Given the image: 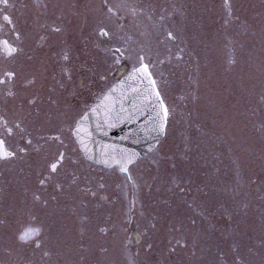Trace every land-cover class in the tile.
Instances as JSON below:
<instances>
[{"label": "rangeland", "instance_id": "1", "mask_svg": "<svg viewBox=\"0 0 264 264\" xmlns=\"http://www.w3.org/2000/svg\"><path fill=\"white\" fill-rule=\"evenodd\" d=\"M30 2L40 8L32 19L45 13L58 19V60L67 54L76 66L59 72L61 79L91 81L95 103L142 49H151L146 62L173 111L157 150L130 166L133 182L118 170L65 161L55 178L62 191L37 181L58 154L57 142L41 137L54 134L61 119L56 113L24 122L12 143L27 153L0 161V264H264V0H228L231 16L224 0ZM105 4L118 16L109 17ZM161 17L175 43H157ZM100 23L110 38L99 36ZM68 28L77 49L66 45ZM116 47L122 56L102 50ZM50 64L30 79H51ZM5 89L0 86V106L7 115ZM32 215L44 229L40 248L16 235Z\"/></svg>", "mask_w": 264, "mask_h": 264}, {"label": "snow or ice", "instance_id": "2", "mask_svg": "<svg viewBox=\"0 0 264 264\" xmlns=\"http://www.w3.org/2000/svg\"><path fill=\"white\" fill-rule=\"evenodd\" d=\"M14 4L10 0H0V86L7 87L5 96L11 97L15 93L12 90L13 82L16 79L15 70L8 67V64L13 62L15 58L22 51L19 48L20 33L17 30L16 22L13 18L11 9ZM107 8V14L110 16H118V12L114 11L112 6L104 5ZM223 7L227 10L228 15L231 16V5L228 0H224ZM134 12V10H133ZM164 17L160 18L161 22V38L158 44L164 45L167 43H175L177 36L174 31L168 29L163 24ZM98 34L101 37L110 38L111 32L107 25L100 23L97 25ZM61 29L56 27L52 31L59 32ZM103 43V41H101ZM99 47V45H97ZM106 53L111 51L113 55H123V50L120 47L113 49H102ZM184 50L178 48L175 59L181 60L183 57L181 53ZM167 59H173L171 49H168ZM151 58V49L147 53L142 49L138 54L136 61L127 73L118 83L112 84L102 94L96 96V103L84 104L79 111H72L69 109L65 112L66 119L60 121L59 127L54 130V134L47 137H41L46 142H57V153L53 154L51 159L46 163V167L37 176L38 185L40 188H46L48 185L55 183V188L58 191L63 190V185L55 178L60 169L64 166L65 161L71 162L73 165L83 162L93 163L101 166L103 169L116 171L126 177L127 182H133L130 166L133 165L139 154L117 145L103 144L94 150L90 147L92 132L89 130L90 114L96 118V129L100 130L102 124L99 122L101 113H103V124L108 127L114 126L116 122L124 118L132 119L137 114L147 115V119L143 125V131L146 136L151 137L155 144H149V151H156V145L160 143V138L167 134V126L169 117L173 109H170L162 98L159 90V82L154 77L152 68L154 65L146 62ZM68 55L63 56V60L67 61ZM119 62L118 60L116 61ZM164 63V60H160ZM227 63L232 64L234 60L229 56ZM63 71L68 74L70 70L67 68ZM101 81L106 80V76L100 75ZM135 83L137 86L129 89L134 97L132 112L129 114L123 107V101L127 98V91L125 86L129 83ZM193 101L196 97L193 94ZM29 104L34 103V100H29ZM117 103L120 104L119 110ZM71 112V114H69ZM20 129V124L7 117L0 115V161H9L17 158L18 153L26 154V147L13 146L12 138L16 135V130ZM23 131V129H21ZM23 139V137H21ZM27 145L32 144L31 139L25 141ZM69 145H71L69 154ZM75 157V158H73ZM103 179V178H101ZM76 177L73 175L72 182L75 183ZM100 189L104 188V184L99 185ZM95 195V193H93ZM34 200L39 202L41 200L40 194H34ZM47 202L45 201V204ZM43 225L37 223L36 216L32 215L28 220L19 224L17 229V239L23 243H32L36 248L42 246L41 236L43 234ZM102 232L106 229L101 228ZM47 255V253H45Z\"/></svg>", "mask_w": 264, "mask_h": 264}, {"label": "flooded vegetation", "instance_id": "3", "mask_svg": "<svg viewBox=\"0 0 264 264\" xmlns=\"http://www.w3.org/2000/svg\"><path fill=\"white\" fill-rule=\"evenodd\" d=\"M30 1L33 0H10V3L14 4L11 12L20 33L19 48L22 51L13 62L8 64V67L15 70L17 74L12 85L15 95L5 96L7 89L3 93L11 103V111L9 110L8 113L7 109V115H4L0 106V115L12 121L15 119L14 122L20 124V129L16 130L18 134H22L23 123L28 119H43L44 116L51 118L57 113V118L63 120L66 119L64 114L69 109L79 111L84 104L94 103L91 81L88 84H69V80L61 79L59 72L65 68L70 70L69 73L75 72L76 66L70 58L61 63L58 60L59 51L56 49L57 42L54 37L57 32L52 31L53 28H60L59 24L54 22L58 19L53 15L48 18L45 16L46 13L44 16L37 17L36 20L32 19L28 15L34 14V10L38 11L40 8H31ZM67 31L66 45L77 49L72 31L69 28ZM46 60L51 62L50 70L55 72L51 79L55 80L52 83L51 79L45 81L42 74H39L34 82V78L30 79L29 73L36 71V68L44 69ZM29 100H34V103L29 104Z\"/></svg>", "mask_w": 264, "mask_h": 264}, {"label": "water", "instance_id": "4", "mask_svg": "<svg viewBox=\"0 0 264 264\" xmlns=\"http://www.w3.org/2000/svg\"><path fill=\"white\" fill-rule=\"evenodd\" d=\"M129 71L122 75L115 83H118L119 80L126 76ZM136 86L137 85L132 82H129L125 86V91H127V98L123 101V107L129 114L132 112L134 97L128 90ZM116 107L119 110L120 104L117 103ZM146 119L147 115L137 114L132 119L124 118L123 120L116 122L114 126L108 127L107 125L103 124V113H101L99 122L103 126L100 130H97L96 118L92 117L90 114L89 130L92 132L90 147L95 150L98 145H117L118 147L126 148L138 153V159L142 158L150 152L149 144H155V141L152 140L151 137L146 136L145 132L143 131V125Z\"/></svg>", "mask_w": 264, "mask_h": 264}]
</instances>
